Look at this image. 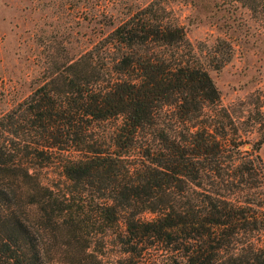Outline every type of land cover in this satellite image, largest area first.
Returning <instances> with one entry per match:
<instances>
[{
    "label": "trees",
    "instance_id": "obj_1",
    "mask_svg": "<svg viewBox=\"0 0 264 264\" xmlns=\"http://www.w3.org/2000/svg\"><path fill=\"white\" fill-rule=\"evenodd\" d=\"M212 49L219 69L231 45ZM57 69L0 116V264H108L109 244L119 264H264L263 140L244 149L171 10ZM56 159L64 186L42 178Z\"/></svg>",
    "mask_w": 264,
    "mask_h": 264
},
{
    "label": "rangeland",
    "instance_id": "obj_2",
    "mask_svg": "<svg viewBox=\"0 0 264 264\" xmlns=\"http://www.w3.org/2000/svg\"><path fill=\"white\" fill-rule=\"evenodd\" d=\"M152 1L162 2L184 25L248 141L244 149L263 140L264 165V0H0V116L22 103L67 57L94 48ZM219 44L223 50L231 45L232 55L217 69L211 64L220 57L214 58L212 47ZM105 126L112 125L104 123L100 130ZM56 162L41 170L42 178L64 186ZM260 191L264 194V185ZM101 251L108 264H119V256L126 255L113 244Z\"/></svg>",
    "mask_w": 264,
    "mask_h": 264
}]
</instances>
